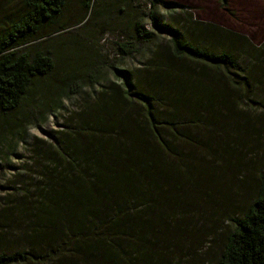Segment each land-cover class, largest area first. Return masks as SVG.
<instances>
[{
    "label": "trees",
    "instance_id": "1",
    "mask_svg": "<svg viewBox=\"0 0 264 264\" xmlns=\"http://www.w3.org/2000/svg\"><path fill=\"white\" fill-rule=\"evenodd\" d=\"M94 1H83L86 16L74 25L64 20L68 0H19V10L0 17L1 139L28 135L20 121L12 123L13 113L34 88L46 93L44 80L56 69V52L66 53L68 75L52 89L66 97L87 89L94 95L96 68L85 61L83 43L75 39L79 35L59 51L46 46L50 40L57 44L60 33L89 25ZM217 1L224 6L228 0ZM170 3L150 0L145 11L134 3L121 10L119 17L129 18L128 32L121 35L127 40L116 44L123 58L135 55L142 44L155 43L157 35L168 39L164 49L143 69L111 65L120 84L101 87L92 103L85 101L46 140H36L31 157L16 156L19 164L7 165L0 264H180L196 250L192 242L207 214L198 210L192 215L187 208L190 199L182 191L195 178L188 164L198 149L210 153L198 130L216 95L222 94L224 105L230 93L224 84L235 83L227 88L238 91L235 78L250 81L233 46L247 37L230 31L232 40L215 46L213 41L225 37L218 35L221 27L196 21L194 28L183 30L164 23L156 10L176 5ZM87 65L89 80L72 77L73 69ZM12 124L19 129L10 130ZM255 193L241 215L230 217L214 264H264V171ZM191 199L198 201L194 195ZM196 207L202 208L200 201ZM15 235L19 249L12 251L6 240Z\"/></svg>",
    "mask_w": 264,
    "mask_h": 264
},
{
    "label": "rangeland",
    "instance_id": "2",
    "mask_svg": "<svg viewBox=\"0 0 264 264\" xmlns=\"http://www.w3.org/2000/svg\"><path fill=\"white\" fill-rule=\"evenodd\" d=\"M83 1L68 0L64 9V20L67 24H77L86 16L87 10ZM149 1L143 0L142 4H139L134 0H95L94 17L89 25L80 27L81 29H71L68 34H58L57 44L56 41L48 39L50 41L46 43L47 48L56 52L59 51L58 46L64 47L65 42H69L78 34L75 39L83 43L82 54L85 61L96 68L98 85L94 95L92 90L87 89L79 96H60L52 87L59 86L60 80L68 75L64 71L67 56L64 51L56 52L58 54L56 69L44 80L46 93L38 92L37 88H34L21 108L13 113L12 123L18 124L20 121L28 135L18 136L17 139L13 138V135H8L4 141L1 139L4 128L0 127V143L3 146L0 147V210L4 207L5 197L2 185L5 184L4 179H9L7 165H18L16 156L31 157L32 146L36 140H46L47 135L53 133L58 126H62L70 114L79 113L85 101L92 103L94 96L100 93L101 87L114 82L120 84V79L116 78L117 75L111 65L128 71L143 69L149 60L157 56L158 50L164 49L168 39L157 35L155 43L142 44L132 57L123 58L118 52L117 42L127 40V37L121 35L125 31L128 32L129 20L126 15L119 17L124 14L121 10H126L134 3L133 5L140 6L141 11H145ZM169 1L176 5L158 6L156 10V14L164 23L183 30L194 28L196 21L221 27L224 30L220 29L218 35L222 34L225 37L219 42L217 39L213 41L215 46L232 40L228 34L230 31L247 37L246 40L240 39L241 42L237 40L238 43H234L233 46H237L240 66L249 73L247 76H251L250 81L248 84H242L240 76L235 78L240 83L238 91L227 88L236 86L235 83L224 84L230 93L224 97L223 106L222 94L214 98V105L198 130L200 137L207 141L205 147H209L210 153H204L202 148L196 149V156L192 163L188 164L195 178L193 183L191 180L185 183L182 191L183 195L190 197H186L190 199L187 204L189 213L194 215V212L199 210L204 211L207 216L200 218L199 224L203 226V231L195 233L196 242H192L196 250L191 248L192 251L187 253L188 259H182L180 264H214L230 230V217L239 216L247 209L256 194L258 175L264 171V0H228L224 6L217 0ZM19 9V0H0V17L7 13L13 14ZM129 11L131 12L127 9V12ZM144 26L148 30L151 28L148 21L144 22ZM73 72L75 74L72 77L82 75L89 80L88 65L86 69H73ZM238 73L243 75V72ZM42 106L47 107L40 110ZM10 126V130L19 129V126L16 128L13 124ZM230 132L235 136L231 137ZM192 195L198 201L192 200ZM199 201L202 208L196 207ZM1 218L0 214V220ZM15 237H10L8 239L10 242L6 240L12 251L15 248L19 249V240L16 235ZM192 243L189 245L194 248ZM4 246L5 242L0 239V250ZM186 247H189L188 243Z\"/></svg>",
    "mask_w": 264,
    "mask_h": 264
}]
</instances>
